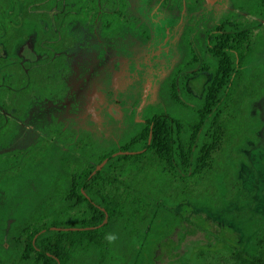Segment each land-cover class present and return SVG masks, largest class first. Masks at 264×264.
I'll use <instances>...</instances> for the list:
<instances>
[{
	"label": "trees",
	"instance_id": "16d2710c",
	"mask_svg": "<svg viewBox=\"0 0 264 264\" xmlns=\"http://www.w3.org/2000/svg\"><path fill=\"white\" fill-rule=\"evenodd\" d=\"M127 6L128 0H0V106L23 119L37 97L64 96V51L73 26L94 21L102 36L114 37ZM235 6L256 19L230 12L207 32L208 58L185 36L190 56L168 85L170 99L188 115L140 116L139 128L107 144L65 127V150L56 164H48L53 153L39 140L27 150L0 154V191L23 199L12 228L18 257L9 264H123V256L124 264H157V248L168 257L160 264H264V231L253 251L231 242V230L209 235L205 243L196 238L188 250L182 246L209 233L205 208L215 213L237 195L245 202L250 197L238 171L247 162L241 150L262 129L251 103L264 95V65L257 63L264 0H235ZM29 38L25 59L17 51ZM194 79L200 86L191 90ZM15 127L16 120L0 115V145L12 139ZM176 222L194 231L184 226L173 238Z\"/></svg>",
	"mask_w": 264,
	"mask_h": 264
},
{
	"label": "rangeland",
	"instance_id": "374dc122",
	"mask_svg": "<svg viewBox=\"0 0 264 264\" xmlns=\"http://www.w3.org/2000/svg\"><path fill=\"white\" fill-rule=\"evenodd\" d=\"M231 9L232 0H128V21L119 35L103 37L99 23L74 29L76 42L67 51V93L61 98L36 99L26 119L19 122L16 138L10 146L0 147V153L26 148L40 136L57 141L50 126L87 130L97 140L108 141L120 139L130 128H139L140 116L144 119L159 112L188 115L170 99L168 85L174 71L184 70L190 56L189 41L183 34L190 28L194 43L205 49L206 31ZM163 23L168 25L166 32L160 27ZM257 63L264 65V49ZM251 112L259 118L262 129L257 140L241 150L247 162L238 171L250 197L245 202L237 195L216 214L205 208L203 216L211 222L209 233L200 232L184 241L186 250L197 245L196 238L205 243L210 241L209 235L221 237L220 233L231 230V242L253 251L255 239L264 231V95L251 103ZM26 196L28 201L30 195L23 194ZM22 201L16 193H0V239L6 234L8 243L4 244L7 252L0 248V264L17 260L12 228ZM184 226L188 233L194 231L187 223L176 222L173 238L186 231ZM165 253L156 249L163 260ZM220 253L227 255L228 251L221 247Z\"/></svg>",
	"mask_w": 264,
	"mask_h": 264
},
{
	"label": "flooded vegetation",
	"instance_id": "af4514ba",
	"mask_svg": "<svg viewBox=\"0 0 264 264\" xmlns=\"http://www.w3.org/2000/svg\"><path fill=\"white\" fill-rule=\"evenodd\" d=\"M196 1H198V0H196ZM232 4H233V9H231L230 11H228L227 13H225L221 18H220V20H218V22L216 23V24H218L220 21H222V20H225L226 19V17L228 16V14L230 13V12H236L237 13V18L238 19H242V20H254V19H256L255 18V16L254 15H252V14H250L249 12H247V11H244V10H242V9H239V8H237L236 6H235V0H232ZM127 12H128V6L125 8V11H124V16H125V21H124V23H123V25H122V28H123V26H125L126 25V23H127V21H128V15H127ZM247 14L246 16H244L243 14ZM259 20H261V19H259ZM262 22H264L263 20H261ZM160 24H161V22H159ZM84 24H96V22H94V21H90V22H86V23H77V24H75L74 26H73V28L71 29V31H70V35H71V38H72V41H71V44L67 47V49L64 51V54H65V58H66V65H67V72L65 73V76H66V74H68L69 73V71H70V65H69V63H68V55H67V51L69 50V48H71L74 44H75V42H76V39H75V36H74V34H73V32H74V29H76V28H78L79 26H81V25H84ZM215 24V25H216ZM100 25V24H99ZM215 25H213L211 28H213ZM101 27V26H100ZM160 27H164L163 28V31L164 32H166V29H168V25L166 24V23H163L162 25H160ZM121 28V29H122ZM210 28V29H211ZM210 29H208L207 31H206V33H205V36H204V42H205V49H202V48H200L198 45H196L195 43V47H196V49L198 50V52L202 55V57L204 58H208V55H207V40H206V35H207V32L210 30ZM121 31V30H120ZM120 33V32H119ZM119 33H118V35H119ZM102 35V34H101ZM190 36V38L191 39H193L194 40V36H193V32L191 31V29L190 28H187V30L185 31V33L183 34V37H185V36ZM117 36V35H116ZM104 37V36H103ZM115 37V36H114ZM31 40V38H29L28 40L26 39V41L24 42V43H22L21 44V46L19 47V49H18V51H17V53L20 55V56H22V57H24L25 59H27V53L28 52H30V50H31V44H32V42L30 41ZM194 42V41H193ZM264 49V48H263ZM20 53H23V55H21ZM261 53V52H260ZM259 53V54H260ZM208 75L205 73L204 74V76H202L201 77V80L204 82V80H205V78L207 77ZM195 80V79H194ZM194 80H192V81H190L189 80V82H188V86H189V88L191 89V90H193V86H196L197 85V81L195 82V85H193L194 84ZM66 81V80H65ZM66 84H67V82H66ZM67 90H68V86H67ZM67 93V92H66ZM61 97H63V96H52V97H37L36 99H42V100H46V99H53V98H61ZM261 98V97H260ZM260 98H258V99H260ZM35 99V100H36ZM258 99H256V100H258ZM34 100V101H35ZM256 100H254V101H256ZM33 101V102H34ZM33 102H32V104H33ZM253 102V101H252ZM32 104L30 105V107H29V109L31 108V106H32ZM29 109L28 110H26V112H24V118L23 119H17L16 117H18V116H16L15 114H14V111H7L5 108H3L2 106H0V115H2V116H4L5 118H7V119H11V120H16V127H15V132H14V135H13V137H12V139L6 144V145H0V147H4V148H6V147H8V146H10L11 145V143L14 141V139L16 138V136H17V133H18V126H19V122H21V121H24L25 119H26V116H27V113H28V111H29ZM14 110V109H13ZM50 128V130H55V136H57L58 137V139H57V141H52V140H48L47 138H46V136H40L38 139H37V141L39 140V141H41V145L42 146H44V147H46V148H48V149H50V152H52L53 154H50V156L48 157V164H56L57 163V160H58V158H59V156L62 154V152L65 150V144H64V142H63V130H64V127L61 125V126H57V127H53V126H50L49 127ZM74 129V128H73ZM48 130V129H47ZM74 130H77V131H84V132H88V133H90L89 131H87V130H82V129H74ZM91 134V133H90ZM92 135V134H91ZM93 136V135H92ZM93 138H95L94 136H93ZM35 142L34 144H32L33 146L34 145H36L38 142ZM102 142H104L105 144H107V143H109V142H111V140H108V141H102ZM32 145H30V146H32ZM30 146H28V147H26V148H15V149H10V150H8V151H5V152H1L0 154H4V153H7V152H12V151H23V150H27L28 148H30ZM2 192H5V191H0V193H2ZM6 194H9V193H7L6 192ZM27 197V196H26ZM135 257H137V259L138 258H141V259H144V256H141V255H139V256H135ZM153 258L152 259H154L155 260V262H157V264H160V260L161 259H163V257H160V256H158V255H153L152 256ZM125 258H126V256H123V259L121 260V262H123V264H124V261H125ZM168 257L167 256H165V258L164 259H167ZM120 262V263H121Z\"/></svg>",
	"mask_w": 264,
	"mask_h": 264
},
{
	"label": "clouds",
	"instance_id": "9594fccd",
	"mask_svg": "<svg viewBox=\"0 0 264 264\" xmlns=\"http://www.w3.org/2000/svg\"><path fill=\"white\" fill-rule=\"evenodd\" d=\"M107 239L109 240V242H112L115 240V236H108Z\"/></svg>",
	"mask_w": 264,
	"mask_h": 264
},
{
	"label": "water",
	"instance_id": "95a60500",
	"mask_svg": "<svg viewBox=\"0 0 264 264\" xmlns=\"http://www.w3.org/2000/svg\"><path fill=\"white\" fill-rule=\"evenodd\" d=\"M144 97H145V96H144ZM105 162H106V160L103 161V162L100 164V166L98 167V170H100V168L104 165Z\"/></svg>",
	"mask_w": 264,
	"mask_h": 264
}]
</instances>
